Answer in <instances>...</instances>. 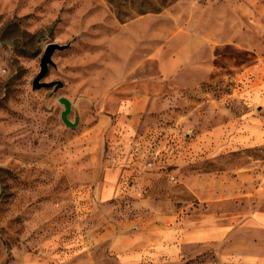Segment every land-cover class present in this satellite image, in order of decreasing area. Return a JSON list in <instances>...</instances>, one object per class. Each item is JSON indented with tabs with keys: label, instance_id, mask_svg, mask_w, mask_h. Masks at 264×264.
I'll return each mask as SVG.
<instances>
[{
	"label": "rangeland",
	"instance_id": "obj_1",
	"mask_svg": "<svg viewBox=\"0 0 264 264\" xmlns=\"http://www.w3.org/2000/svg\"><path fill=\"white\" fill-rule=\"evenodd\" d=\"M176 30L214 72L135 114L121 91ZM0 264H264V0H0Z\"/></svg>",
	"mask_w": 264,
	"mask_h": 264
},
{
	"label": "crops",
	"instance_id": "obj_2",
	"mask_svg": "<svg viewBox=\"0 0 264 264\" xmlns=\"http://www.w3.org/2000/svg\"><path fill=\"white\" fill-rule=\"evenodd\" d=\"M214 45L196 34L185 30H176L142 63L147 78L125 86L121 91L122 100L135 114L151 111L158 104L157 100L165 95L197 88L205 83L214 72ZM154 74L153 78H149ZM157 77V78H155ZM149 78V79H148ZM135 98L127 100L125 95ZM182 164H188L185 150L179 156ZM180 163V164H181ZM181 164V165H182ZM196 176L186 174L182 183L194 182ZM141 202L138 203L140 205ZM148 208L155 209L154 203L148 202ZM111 232L105 231L103 237Z\"/></svg>",
	"mask_w": 264,
	"mask_h": 264
},
{
	"label": "water",
	"instance_id": "obj_3",
	"mask_svg": "<svg viewBox=\"0 0 264 264\" xmlns=\"http://www.w3.org/2000/svg\"><path fill=\"white\" fill-rule=\"evenodd\" d=\"M70 46V43H67L66 45H58L55 43L47 44L44 48L43 54L39 60V71L37 75L34 77L32 83H31V91H39L41 89L50 90V93L46 97V101H49L57 91L62 89L63 84L60 81H53V82H44L43 79L47 74L48 68L52 67L55 69V65L52 61V56L55 52H62L68 49ZM57 102L61 105L63 108V111L61 112L60 119L63 125L66 128L74 129L78 122H79V114H78V101H75L73 104H71L67 99L65 98H58ZM73 112V121H69L68 116L70 112Z\"/></svg>",
	"mask_w": 264,
	"mask_h": 264
}]
</instances>
